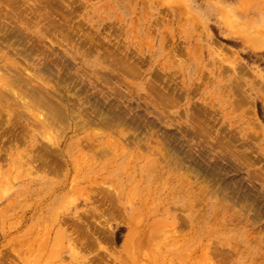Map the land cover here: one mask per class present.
Returning a JSON list of instances; mask_svg holds the SVG:
<instances>
[{"label":"rangeland","instance_id":"374dc122","mask_svg":"<svg viewBox=\"0 0 264 264\" xmlns=\"http://www.w3.org/2000/svg\"><path fill=\"white\" fill-rule=\"evenodd\" d=\"M0 264H264V0H0Z\"/></svg>","mask_w":264,"mask_h":264},{"label":"bare ground","instance_id":"6f19581e","mask_svg":"<svg viewBox=\"0 0 264 264\" xmlns=\"http://www.w3.org/2000/svg\"><path fill=\"white\" fill-rule=\"evenodd\" d=\"M50 3V2H49ZM47 4V3H46ZM39 7V6H38ZM49 10V9H48ZM47 15V14H46ZM63 33V32H62ZM69 33V32H68ZM84 35H86V34H84ZM22 78V77H21Z\"/></svg>","mask_w":264,"mask_h":264}]
</instances>
